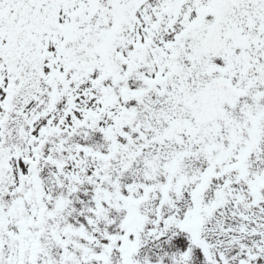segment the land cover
I'll return each mask as SVG.
<instances>
[{
	"label": "snow or ice",
	"instance_id": "obj_1",
	"mask_svg": "<svg viewBox=\"0 0 264 264\" xmlns=\"http://www.w3.org/2000/svg\"><path fill=\"white\" fill-rule=\"evenodd\" d=\"M0 264H264V0H0Z\"/></svg>",
	"mask_w": 264,
	"mask_h": 264
}]
</instances>
